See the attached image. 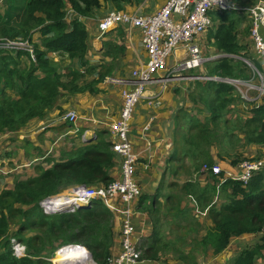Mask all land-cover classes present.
<instances>
[{"label":"trees","instance_id":"trees-1","mask_svg":"<svg viewBox=\"0 0 264 264\" xmlns=\"http://www.w3.org/2000/svg\"><path fill=\"white\" fill-rule=\"evenodd\" d=\"M103 1L113 2L120 9L132 0ZM234 1L243 9L257 2ZM6 5V10L0 12V39L33 38L32 31L39 29L41 44H36L37 62H30L28 66L22 63L24 53L13 56L0 52V135L18 132L34 120H44L51 111L63 110L64 98L63 104L77 94L98 92L94 85L106 76L100 75L90 82L83 80L101 66L88 64L89 35L79 17H91L101 6V0H27L24 6L18 5L17 0H7ZM68 7L78 18L68 20ZM214 21L220 24L210 33L209 41L213 39V46L227 57L207 62L200 76L257 81L253 69L240 60H249L259 70L253 45L243 44L240 39L245 12H218ZM245 34H249V27ZM50 53L57 55L58 64L53 62ZM65 57L76 60L77 68L65 67ZM106 57L113 59L110 54ZM192 88L188 99L196 113L186 110L178 113L174 151L166 172L155 193H142L139 201V209L153 225L152 234L142 239L138 247L141 258L154 261L171 257L182 264H201L200 258L206 259L210 251L218 256L233 239L254 235L255 239L235 252L228 264H259L264 261V168L246 185L225 180L223 173L218 176L212 172L200 173L205 164L237 167L244 161L260 159L262 154L249 158L245 153L251 146H264V100L245 101L236 87L224 82L199 79L194 80ZM256 95L251 93L252 97ZM241 105L249 108L242 110ZM185 122L188 126H184ZM63 123L69 126L68 122ZM221 127L225 129L222 131ZM107 135L103 131L95 144L71 147L60 153L58 161L52 154L46 157V151L38 159L43 163L36 169V175L16 177L13 187L0 191V264H52L48 259L67 244H81L89 250L95 263L110 264L115 219L102 202L94 200L74 212L54 214H45L40 206L43 200L66 189L81 185L106 186L114 181L111 174L117 166V157ZM187 159L193 169L184 175L195 180L180 183L182 166ZM171 164L175 169H171ZM185 199L189 204L183 207ZM197 212L205 214L213 226L205 227L197 218L194 225L192 216ZM12 221L18 224L14 236L28 249V256L22 259H16L11 251ZM170 222L177 226L178 233L174 239L166 240L165 227ZM187 223L194 226L188 227ZM193 233L197 237L188 243ZM186 244L191 246L187 252L182 249Z\"/></svg>","mask_w":264,"mask_h":264},{"label":"crops","instance_id":"crops-1","mask_svg":"<svg viewBox=\"0 0 264 264\" xmlns=\"http://www.w3.org/2000/svg\"><path fill=\"white\" fill-rule=\"evenodd\" d=\"M166 1L167 0H132L127 4H122V8L118 9L115 3L101 0V6L94 10V14L91 17L80 18L89 35L88 64L94 67L101 66L94 73L86 75L83 80L90 82L99 79L100 75L106 76L103 81L94 85V87L98 89V92L90 93L87 91L84 94H77L75 96L80 98L79 104H76L77 109H65L68 111L75 110L79 114L80 119L75 126L70 124L68 127L65 126L62 118L58 116H56L57 120L55 121L49 120L47 118L49 114L44 120H34L18 132H9L0 135V162L6 163L7 167L11 169L14 167L18 168L15 172H11L9 176L0 178L4 181V184L7 185L5 188L13 187L16 177L27 178L29 176H34L32 164L30 165V162H27V159L34 154V151H32L33 149L37 150L38 153L42 150L44 154L49 149H52V155L58 158L60 157V153L57 154L56 152H60L61 148L68 151L71 149L70 146L82 147L85 144H95L98 134L103 131H107V139L110 143L112 142L109 128L110 125L120 117L123 108L122 92L125 88H128V84L113 83L110 79L130 81L133 78V72L145 67L149 57L144 45L143 32L141 29L129 25H120L102 34L99 29L100 21L104 19L107 15L106 12L110 10L111 7L113 9L112 5L116 7L114 10H123L139 16H145L152 15L159 11L165 5ZM258 1L259 0H257V2ZM245 3L248 4L250 2L245 1ZM66 11L68 12V20L78 18V15L74 13L71 8L68 7ZM214 17L215 14L212 16V27L200 40L206 57L218 52V49L213 46V39L209 41L210 33L215 31L220 24L219 21H214ZM250 22L251 21L246 17L244 23L245 29L249 27L250 30ZM244 28L242 27V30H244ZM38 30L39 29L32 31L33 38L36 42V37L41 39ZM262 34L264 36V29L262 30ZM240 39L243 44L251 43L252 45L250 34L246 35L243 33ZM116 48H120V51L118 52ZM206 48L208 52H206ZM107 54H110L113 59L111 57H106ZM49 56L57 62L59 61L55 53H50ZM186 56L185 49L180 47L170 59L169 66L172 67L177 65L179 62H182ZM256 57L258 58L256 59L257 66L264 74V60L258 56ZM66 61L67 60L63 62L65 67L77 68L78 62L76 60L70 61L68 59L72 65H67ZM201 70L202 69H199L198 74H190V76L195 77L202 75L204 68L202 71ZM81 72H83V70H81ZM193 82V80H188L187 78L172 80L165 85L159 80L153 81L145 87L143 101H139L136 105L137 107L130 123L129 140L136 161L135 179L143 195L155 193L166 172L168 161L174 151L177 115L181 110H186L191 113L192 111H190V108H194L188 99V94L193 90ZM254 84H259V80L257 79V81H254ZM263 100L264 98L261 102ZM69 101L70 100H68V102ZM69 104L70 103L63 104V101L61 102L62 108ZM243 108L246 110L249 107L248 105L244 107L241 105L242 110ZM93 120H96L97 123H94ZM43 125H47V130L45 132L41 129ZM76 128L79 129L78 133L72 134ZM26 132H29V134L27 135ZM39 133L43 134L41 138L38 137ZM22 134L25 135V138L20 140L19 137ZM84 134L86 137L83 142L81 137ZM58 139H60L59 143L53 146V143ZM71 140H74V142L68 145V142ZM4 142H6L5 145L7 149H3L2 144ZM65 145L69 146V149H67ZM256 153L262 154L260 158H263L264 146L249 147L245 153V157H255L257 155ZM119 163L120 160L117 157V166L111 174L114 179H120L121 176ZM230 166L229 164L226 165V167ZM203 177L204 176L201 177V180L204 179ZM168 178L169 175H167V180L169 181ZM139 201L140 199L134 202L132 206L134 211L139 212ZM161 201L163 202V199H161ZM216 201L218 200L216 199ZM197 215H202V218L205 217V214H201L200 212H197ZM114 219L115 238L110 264H115V256L119 251L121 239L120 218L116 216ZM199 220L203 224H207L206 220ZM131 224L133 227V241L138 245H140L142 239L152 234L153 225L148 215L145 213L142 214L139 212V214L134 215L131 219ZM207 225L210 226V228L213 226L210 224ZM252 239H255L254 235H244L241 238L233 239L230 246L222 254L216 256L210 251L209 256L204 260L203 264H221L226 262V254H228V258H233L234 253L239 251V247L243 245L241 241L248 240L246 243H250ZM263 262L260 261L259 264ZM137 264L182 263L171 257H162L154 261L142 259Z\"/></svg>","mask_w":264,"mask_h":264},{"label":"built area","instance_id":"built-area-1","mask_svg":"<svg viewBox=\"0 0 264 264\" xmlns=\"http://www.w3.org/2000/svg\"><path fill=\"white\" fill-rule=\"evenodd\" d=\"M6 0H0V12H4ZM7 7V6H6ZM70 8V7H69ZM244 11L249 14L251 23V42L255 54L264 60V0L243 9L234 0H167L165 5L152 15L139 16L127 11L114 10L109 12L102 21L99 29L102 34L108 30L129 25L139 28L143 32V41L149 57L145 67L135 70L130 81L110 79L113 83L128 84V88L122 92L123 108L119 119L110 125L112 136L111 149L120 160V179H115L106 186H76L65 193L58 194L52 198L43 200L40 206L45 214L57 212H74L80 206H88L92 201H100L107 207L114 217L118 216L121 221V239L115 264H137L142 260V252L139 245L133 241V227L131 219L141 212L134 211L132 206L142 196V190L135 179L136 161L132 153L129 140L130 123L136 105L145 96V87L153 81L159 80L164 85L169 81L179 78L188 80H210L224 82L237 88L240 96L245 101L252 103L260 102L264 98V74L256 69L249 60H244L250 66L254 75L258 77L259 85L253 80L242 78L228 79L222 77H192L183 75V72L199 70L209 62L219 58L227 57L226 54L214 53L205 56V51L200 40L212 27V16L218 12ZM81 18V17H79ZM183 47L186 58L177 65L170 67L169 61L173 55ZM36 43L30 37H16L12 39H0V52H6L13 56L24 53L23 59L37 62ZM256 92L255 97L251 96ZM253 98V99H252ZM80 117L77 111H67L62 120L75 126ZM97 123L96 120H93ZM47 125L42 126V131ZM78 128L72 134H77ZM86 135H82L84 142ZM60 139L53 143H59ZM53 153L49 149L46 157ZM2 167L0 163V177L8 176L13 170L10 167ZM264 168V157L260 159L247 160L237 167H223L220 163L214 165L205 164L200 174L212 172L218 176L224 174V179H232L246 185L252 176ZM193 179L192 181H194ZM63 194H67V203L58 204L57 200ZM142 213V212H141ZM143 214V213H142ZM198 217V215H197ZM11 251L16 259L28 256L26 244L19 241L14 235L11 237ZM52 264H94L89 250L81 244H67L59 247L55 255L48 259Z\"/></svg>","mask_w":264,"mask_h":264},{"label":"rangeland","instance_id":"rangeland-1","mask_svg":"<svg viewBox=\"0 0 264 264\" xmlns=\"http://www.w3.org/2000/svg\"><path fill=\"white\" fill-rule=\"evenodd\" d=\"M26 2H27V0H17V3H18V5H20V6H24L25 4H26ZM5 5H6V3H5ZM113 6V9H112V7H111V9L110 10H108L107 12H106V14H108L110 11H113L114 9H116V7L114 6V5H112ZM5 8H6V6H5ZM1 13H3V12H1ZM94 14V13H93ZM245 16L249 19V21H250V17H249V14L247 13V12H245ZM242 27L244 28V24L242 25ZM243 33H245V28H244V30H243ZM249 34H250V30H249ZM36 39H37V42L39 43V44H41V39L39 38V37H36ZM206 52H208V49L206 48ZM206 54V53H205ZM250 57H251V59L253 60L254 58L250 55ZM256 59H257V57H255ZM65 59L67 60L66 61V64L67 65H72V63L70 62V61H68V58L67 57H65ZM241 61H243V58H241L240 59ZM26 63V64H24V65H29V62L26 60V59H22V63ZM54 62H56V63H58L56 60H54ZM244 62V61H243ZM23 65V66H24ZM248 65V64H247ZM202 70H203V68H202ZM201 70V71H202ZM252 70V69H251ZM205 71V70H204ZM204 71L202 72V73H204ZM199 73V70H194V71H187V72H183L182 74L183 75H190V74H198ZM256 85H259V84H256ZM253 99V98H252ZM64 100H66V98H64L63 99V101ZM68 100H70L68 103H70L69 105H67V106H64L63 107V110H55V111H51V113H49L50 115L47 117L49 120H52V121H55V120H57V118H56V116H58L59 118H62L63 117V115H62V113L63 112H65V111H68V110H65V109H68V108H75V109H77L76 108V104H79V101H80V98H78V97H75V96H72V97H69L68 98ZM141 101H143V100H141ZM137 107V106H136ZM65 110V111H64ZM135 110H136V108H135ZM190 111H192L191 113H193L194 115H195V113H196V111L194 110V108H190ZM189 113V112H188ZM61 115H62V117H61ZM206 115H209L208 113H206ZM185 125H187V123L185 122L184 123V126ZM188 126V125H187ZM222 129H225L224 127H221V130ZM47 130V129H46ZM45 130V131H46ZM50 130V129H49ZM223 131V130H222ZM43 133V132H42ZM42 133H39V135H38V137L39 138H41V136L44 134H42ZM26 134L28 135L29 134V132H26ZM181 134H182V130H181ZM20 140H23L24 138H25V135H20ZM67 138V137H66ZM67 142V141H66ZM74 142V140H71L70 142H68V145H70V144H72ZM5 143L6 142H4L3 144H2V146H3V149H7V146L5 145ZM65 147H67V149H69V146H67V145H65ZM70 147H72V146H70ZM32 151H34V154L31 156V157H29L28 159H27V162H32V169L34 170V173H33V175H36V169L39 167V166H41L42 165V163H43V161L42 160H38V161H36V162H34V159L36 158V159H40L41 157H43L44 156V153H43V151L42 150H40L39 151V153L37 152V150H35V149H33ZM65 150L63 149V148H61L60 149V152H56L57 154H59V153H62V152H64ZM217 152V151H216ZM216 152L214 153V154H216ZM54 154H55V152H54ZM257 154V153H256ZM259 154H257V156H258ZM262 156V155H261ZM52 158H53V156H51ZM51 157H49V158H51ZM8 159V158H7ZM54 160H58L59 158H53ZM217 159V158H216ZM1 160V159H0ZM185 161V160H184ZM231 161V160H230ZM1 163V162H0ZM20 163V162H19ZM6 165V163H2V167H6L5 166ZM182 168H183V171H181V177L179 178V180H180V183H183V181L184 180H193V178L192 177H186V175H184L185 173H186V171H190L191 169H193V167H192V165H191V161L189 160V159H187L186 160V162H185V164H183V166H182ZM171 169H175V166H173L172 164H171ZM193 172V171H192ZM194 176V175H193ZM26 177V176H25ZM169 179V181H170V178H168ZM7 185L6 184H4V181L2 180V179H0V191L1 190H3V189H5V187H6ZM181 186V185H180ZM67 190H69V189H66V190H64V191H62L61 193H65ZM188 204H189V202L185 199L183 202H182V206L183 207H185V206H188ZM199 217H197V214L195 215V216H192V220H193V224L194 225H196V223H194L195 222V218H197V219H203V220H206V222H207V224H210V225H212V223L210 222V220H208L207 218H205V217H203L202 218V215H198ZM189 221H191V220H189ZM11 230H10V234H11V232H12V234H15V232H16V230H17V226H18V224H17V222L16 221H12L11 222ZM207 224H205L204 226L205 227H209L210 228V226H208ZM194 225H192L191 223H187V226L188 227H190V226H194ZM177 233H178V230H177V226L175 225V224H173V223H171L170 222V224H168L167 225V227H165V232H164V234H165V239L167 240V239H174V237H175V235H177ZM205 233V231L204 232H202V235ZM175 234V235H174ZM30 236V234H28L27 235V237H29ZM11 237H13V236H11ZM193 237H197V235L196 234H192V237H190L189 239H187V241H188V243L193 239ZM201 237V236H200ZM248 240H242L241 241V243H243V245L242 246H240L239 248L240 249H242L243 248V246H245V245H247V244H249V243H246ZM186 246V247H185ZM184 247H182V249L185 251V252H187L188 250H189V248H191V246H190V244H186ZM226 259H227V261L226 262H224V263H221V264H228L231 260H232V258H228V254H226ZM204 260L205 259H203V261L202 262H200L201 264H203V262H204ZM261 264H264V262L263 263H261Z\"/></svg>","mask_w":264,"mask_h":264},{"label":"bare ground","instance_id":"bare-ground-1","mask_svg":"<svg viewBox=\"0 0 264 264\" xmlns=\"http://www.w3.org/2000/svg\"><path fill=\"white\" fill-rule=\"evenodd\" d=\"M68 195L67 194H63L59 199L57 200H54V201H57L58 204H64V203H67L69 198L67 197Z\"/></svg>","mask_w":264,"mask_h":264},{"label":"clouds","instance_id":"clouds-1","mask_svg":"<svg viewBox=\"0 0 264 264\" xmlns=\"http://www.w3.org/2000/svg\"><path fill=\"white\" fill-rule=\"evenodd\" d=\"M6 1H7V0H6ZM6 6H7V5H6ZM19 37H20V36H19ZM22 37H23V36H22ZM33 40H34V38H33ZM34 42H35L36 44H38L35 40H34ZM38 45L40 46V44H38ZM40 48H41V47H40ZM41 49H42V48H41ZM196 77H201V76H196ZM202 77H203V76H202ZM199 79H200V78H199ZM199 79H198V80H199ZM200 80H201V79H200ZM66 112H67V111H66ZM64 114H65V113H64ZM64 114H63V115H64ZM115 121H116V120H115ZM110 144H111V146H112V142H111ZM111 150H112V149H111ZM112 151H113V150H112ZM36 161H38V159H35V160H34V162H36ZM31 164H32V163H31ZM31 164H30V165H31ZM119 164H120V163H119ZM11 170H13V169H11ZM15 171H16V170H13V172H15ZM10 174H11V173H10ZM10 174H9V175H10ZM9 175H8V176H9ZM6 177H7V176H6ZM0 178H4V177H0ZM114 180H115V179H114ZM60 194H61V193H60ZM41 209H42V208H41ZM42 211H43V210H42Z\"/></svg>","mask_w":264,"mask_h":264},{"label":"water","instance_id":"water-1","mask_svg":"<svg viewBox=\"0 0 264 264\" xmlns=\"http://www.w3.org/2000/svg\"><path fill=\"white\" fill-rule=\"evenodd\" d=\"M91 259H92V256H91ZM92 261H93V260H92ZM93 263H94V264H97V263H95L94 261H93Z\"/></svg>","mask_w":264,"mask_h":264}]
</instances>
